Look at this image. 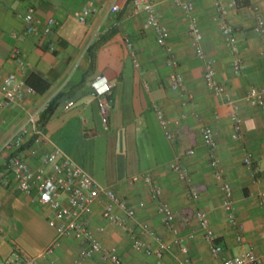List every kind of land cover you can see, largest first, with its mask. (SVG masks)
<instances>
[{
	"label": "crops",
	"instance_id": "0c3cea01",
	"mask_svg": "<svg viewBox=\"0 0 264 264\" xmlns=\"http://www.w3.org/2000/svg\"><path fill=\"white\" fill-rule=\"evenodd\" d=\"M89 1H94L95 10L86 23L79 22L75 13ZM154 1L158 5L166 0ZM185 1L195 5L203 32L202 46L206 55L215 59L217 77L228 96L218 95L207 86L205 62L196 53L189 31L190 17L177 3L181 15L167 5H161L160 10L156 6L161 22L170 32L165 47L157 43L156 31L146 26L147 13H133L130 0H0V80L16 73L27 81L35 74L38 77L33 82L42 89L11 104L0 95V146L31 112L42 113L62 93L43 128V136L29 140L32 142L28 147L36 148L38 154H29L27 145L18 153L37 168L41 156L60 147L100 183L126 196L136 209V217L130 221L132 228L137 227L136 235H142V224H154L162 238L173 244L164 264H180L186 258L192 264H222V258L248 249L264 251V207L260 204L264 191V113L246 99L252 86L264 87L263 44L254 30L256 16L250 0H224L226 18L235 29L243 60V69L236 72L235 56L222 34L214 0ZM257 1L264 14V0ZM112 4L120 7L117 14L109 12ZM29 8L42 20L57 19L51 35L25 32L23 16ZM15 48L27 62L24 70L12 58ZM170 55L178 59V69L184 75L185 84L180 90L169 86L173 71L168 63ZM100 76L113 84L107 121L91 86ZM228 97L238 106L243 120L239 138L234 137ZM157 107L177 120L170 126L172 139L160 124ZM204 124L211 125L217 133L220 168L233 188L238 226L229 222L223 206V188L214 176L201 132ZM188 148L196 150L184 159L190 182L181 180L170 167L174 158ZM247 152L254 155L256 171L244 164ZM6 161V154L0 153V264H9L16 247L38 256L42 264H71L79 257V243L65 237L53 254H44L57 235L48 222L49 210L33 200L35 193L19 189ZM146 175L160 183L163 198L174 210L180 226L179 235L194 233L185 242L186 253L181 250L179 235L161 222L154 207H149V194L153 197L144 180ZM192 183L207 186L197 199L190 195ZM144 189L149 194L141 199ZM102 207V203L96 204L89 224L103 245L117 247L127 264H155L154 257L134 248V235L103 219ZM197 209L209 215L211 227L223 245L220 256L212 255L197 221L185 223L186 216ZM143 237L155 244L147 235ZM81 264L112 263L95 255Z\"/></svg>",
	"mask_w": 264,
	"mask_h": 264
},
{
	"label": "built area",
	"instance_id": "2783aa9c",
	"mask_svg": "<svg viewBox=\"0 0 264 264\" xmlns=\"http://www.w3.org/2000/svg\"><path fill=\"white\" fill-rule=\"evenodd\" d=\"M177 5L189 15L190 34L195 43L196 53L204 60L205 71L204 78L207 86L218 95H226V87L217 77L215 59L208 57L202 46L203 32L199 18L195 14V5L190 1L175 0ZM252 9L255 12L256 24L254 30L261 36L263 49L262 57L264 59V14L257 0H250ZM218 12V23L227 45L235 56L233 68L236 72L243 69V60L240 56V44L235 29L226 18L227 7L222 0H214ZM120 7L112 4L109 12L117 14ZM95 10L94 1L77 10L75 17L79 22L86 23L88 17ZM132 11L135 14L145 11L147 13L146 26L153 28L157 33V43L161 46H167L170 32L168 27L161 22L155 4L151 0H133ZM25 22V32L27 34H37L48 36L54 31L58 21L54 17H48L45 20L37 17L35 10L29 8L23 16ZM129 46L132 43L128 41ZM134 61L139 66V60L133 53ZM12 58L16 61L19 68L24 70L27 62L19 49L12 51ZM168 63L173 67L169 75V86L173 90H180L184 87V75L178 69L179 61L174 55H170ZM94 94L98 98L99 109L107 121L112 105L113 84L106 76H100L91 83ZM36 90L30 86L25 79L19 78L16 73H10L0 80V95L8 104L24 100L28 95H34ZM247 101L254 107L259 108L264 113V87L252 86L246 96ZM228 102L232 106L231 118L234 124V137L239 138L243 133V120L238 106L228 97ZM47 106V105H46ZM160 124L170 139L174 137L170 126L177 120L167 117L162 109L156 108ZM41 111L31 112L26 121L1 143L0 153L7 156V170L14 177L17 186L21 191L27 194H33L35 201L40 202L49 210L48 222L57 231L56 238L46 248L44 254H53L65 237L75 239L79 243V257L71 264H81L82 260L100 255L104 260L112 264H127L120 255L117 247H106L103 245L99 236L91 228L89 217L93 214L96 204L102 203V217L109 223L117 225L125 230L131 229L130 221L136 217L135 207L125 198L106 185L100 183L85 168L79 165L71 156L66 154L60 147L53 148L49 153L41 156L40 165L33 168L30 163L24 159L18 151L27 145L33 137L40 138L44 133V126L40 121ZM204 143L210 153V163L214 170L215 178L220 181L224 197L223 206L228 212V220L238 226L239 222L235 214V199L232 185L225 178L223 170L220 168V158L217 154L219 141L215 129L209 125L201 126ZM28 153L36 156V148L28 147ZM26 149V148H24ZM196 153L195 148H188L179 153L170 163L171 169L178 177L186 182L191 181L190 171L184 161L186 156ZM244 164L251 170L256 171L254 155L247 152L244 158ZM144 180L149 186V190L154 199L158 202V212L162 217L163 223L174 233L179 235L180 226L175 221V213L170 204L163 198V191L160 183L153 177L146 175ZM207 188L205 183H192L190 185V195L197 199ZM260 204L264 207V191L261 193ZM197 221L199 227L204 231V237L208 243L211 253L214 256H220L223 251V245L218 241V236L211 227L210 218L207 211L197 209L191 211L185 219V223ZM264 222V219H263ZM142 235H134L133 246L136 250L144 252L149 257H154L155 264H164L165 256L172 251L173 244L165 239L148 223L141 226ZM100 230H104L101 227ZM147 235L155 243L144 239ZM194 237L191 232L186 236L179 235L178 240L183 253L187 252L185 244L188 238ZM241 236L239 235V238ZM264 261V251L257 253L253 249H248L238 254L222 258V264H262ZM9 264H42L38 256L30 255L19 247L8 261ZM180 264H192L188 258Z\"/></svg>",
	"mask_w": 264,
	"mask_h": 264
},
{
	"label": "rangeland",
	"instance_id": "374dc122",
	"mask_svg": "<svg viewBox=\"0 0 264 264\" xmlns=\"http://www.w3.org/2000/svg\"><path fill=\"white\" fill-rule=\"evenodd\" d=\"M153 1V3L155 4V8H156V6H157V9L159 8V10H160V7H165L166 5L168 6V8L170 9V11H172V12H176L177 14H180L181 15V10L178 8V6L176 5V2H174L173 0H166L165 2H163V3H158V5L155 3L156 1H154V0H152ZM193 1H196V0H193ZM223 2H224V0H222ZM225 3V2H224ZM161 5H163V6H161ZM215 7V6H214ZM216 8V7H215ZM159 10L157 11V12H159ZM160 13V12H159ZM218 12H217V9H216V14H217ZM256 165V169H258V167H257V164H255ZM259 171V170H258ZM149 194V191L147 190V189H144L143 190V192H141V195H142V198L141 199H145L146 198V195H148ZM189 194V193H188ZM120 195V194H119ZM120 196H122V195H120ZM123 198H125V199H128V198H126V196L124 197V196H122ZM151 198V196H150V194H149V197H148V200H147V202H148V205H149V207H154L155 208V210H154V212L155 213H158L157 211L158 210H156V208H157V202L154 200V198L152 199H150ZM155 202H154V201ZM134 204V203H133ZM145 208H147V206H145ZM158 215V214H157ZM161 222L163 223V221L161 220ZM164 226V225H163ZM155 230H157V228H156V226H154V224H153V226H152ZM136 228L137 227H133L132 228V225H131V229H132V231H130V230H126L127 232H129V233H131L132 235L133 234H137L136 233ZM139 228V227H138ZM158 231V230H157ZM160 234V233H159ZM258 251V250H257Z\"/></svg>",
	"mask_w": 264,
	"mask_h": 264
},
{
	"label": "trees",
	"instance_id": "16d2710c",
	"mask_svg": "<svg viewBox=\"0 0 264 264\" xmlns=\"http://www.w3.org/2000/svg\"><path fill=\"white\" fill-rule=\"evenodd\" d=\"M131 2L133 0H130ZM38 77L37 75L35 74H32L29 76V78L27 79V83L32 86L36 91H41L42 89L38 88L34 82H33V79ZM45 88H48V85H45ZM43 88V90L45 89ZM62 96V93H60L58 96H56L54 99H52L48 104L47 106L43 109L41 115H40V121L41 123L43 124V126H45L48 118L50 117V115L53 113L55 107H56V104L58 102V99ZM32 142V140L30 141ZM30 142L27 143L30 144ZM26 147V145L24 147H22L21 149H24Z\"/></svg>",
	"mask_w": 264,
	"mask_h": 264
}]
</instances>
